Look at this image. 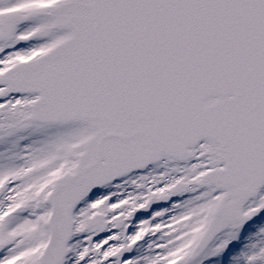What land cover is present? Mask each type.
Returning <instances> with one entry per match:
<instances>
[{
    "label": "water",
    "instance_id": "95a60500",
    "mask_svg": "<svg viewBox=\"0 0 264 264\" xmlns=\"http://www.w3.org/2000/svg\"><path fill=\"white\" fill-rule=\"evenodd\" d=\"M39 17L70 35L0 73V87L37 94L35 121L94 131L53 186L42 264H64L84 197L161 161L186 162L201 142L215 168L200 184L223 195L199 248L250 223L243 208L264 186V0H66L8 14L0 43Z\"/></svg>",
    "mask_w": 264,
    "mask_h": 264
},
{
    "label": "rangeland",
    "instance_id": "374dc122",
    "mask_svg": "<svg viewBox=\"0 0 264 264\" xmlns=\"http://www.w3.org/2000/svg\"><path fill=\"white\" fill-rule=\"evenodd\" d=\"M7 1L9 2L0 8L25 9L31 5H41L55 0ZM50 26V21L39 19L19 28L13 41L7 43L11 51L0 58V68L11 64L14 54L27 57L33 51H42L68 35L65 32L50 30ZM27 35H30V40L26 44L21 38L27 39ZM20 44H26L27 49L19 47ZM33 98L35 97H17L0 103V186L3 183L7 184L6 192L0 195V264H39L38 257L48 236L49 206L46 204L47 196L44 191L40 202L35 195L42 185L46 187L48 181H53L74 168L79 153L84 149V142L92 134L91 129L83 124L34 123L30 120V109L24 108L31 104ZM204 149L202 145L197 150L199 156ZM42 161L46 165L42 172L36 171L35 168L31 171L30 165L35 166ZM207 167L205 158L201 157H196L184 165H172L167 162L159 164L146 176H160L168 169L178 173V176L170 180V177L163 175V179L149 189L159 192L168 190L175 181L182 182L180 177L185 176V173H188V180L196 183ZM26 171H29V177L25 176ZM17 178L20 181L13 180ZM146 179L147 177H143V181ZM31 184H33L31 188L37 186L36 189L31 190L29 188ZM170 196L165 200L160 198L158 201H162L155 203L156 210L150 216L153 218L163 216L177 222V236L172 237L175 242L171 241V244L164 248H158L155 254L156 263L264 264V188L245 209V213H256V221L244 230H222L200 254L194 253V250L206 231L221 194L212 189L199 192L193 186L192 191L178 189ZM174 197L177 199L175 202ZM38 203L39 205H36ZM87 205L88 203H85L77 210L78 222L75 223L76 229L70 244L72 252L67 264H83L82 259L88 257L82 255L83 243H86L84 240L101 231L107 222L105 207L89 208ZM82 209L84 213L81 212ZM145 223L148 225V222ZM104 234L109 233H103L101 236ZM111 240L117 245L121 241L119 235L115 233L109 238L106 237L98 248L103 249L107 245L105 241ZM91 247L96 248V244H91ZM152 253H155L154 249ZM89 259L85 264H90ZM142 264L149 263L145 259Z\"/></svg>",
    "mask_w": 264,
    "mask_h": 264
},
{
    "label": "flooded vegetation",
    "instance_id": "af4514ba",
    "mask_svg": "<svg viewBox=\"0 0 264 264\" xmlns=\"http://www.w3.org/2000/svg\"><path fill=\"white\" fill-rule=\"evenodd\" d=\"M6 2L9 1L0 0V7ZM9 11L8 9L0 8V20L3 19ZM29 36L30 35H27V39L21 38V41L24 40L27 44L28 40H30ZM56 43L52 46L46 47L42 51H33V53L27 57H21V55L14 54L11 63H16L20 60L37 56L42 52L49 50ZM26 44H20L19 47H25L27 49ZM7 46L8 45L2 47L1 55L4 56L11 51ZM153 168L154 167L145 172L128 175L121 180L108 185L103 190L104 196H100L102 192H98L87 200L93 201L96 197L105 198L103 203L98 207H105L107 209L106 232L109 234L105 236V239L106 237L109 238L117 233L121 241L118 244L119 246L112 240L106 241L107 245H105L103 249L98 248V250L94 252L90 250L89 252L82 253V255H88V257L82 259L83 264L88 261V258H90V264H142L145 259L149 264H158L155 260L156 251H158V248L161 249L167 244H170L172 241L170 239L177 233V222L176 220L164 218L163 216L145 218L141 214L146 211L154 212L156 210L155 203L162 201H158L160 198L163 200L168 199L171 197V193L178 189H185V192L189 191V189L194 186V183L192 180H188V173H185V176L180 177L182 182L175 181L171 187L169 186L170 189L165 191L162 190L160 192L151 191L149 187L161 181L163 175L170 177V180L175 178L176 175L178 176V173L176 174L172 169L163 171L160 176H146V174ZM143 177H147V179L143 181ZM145 183L148 184L145 185ZM176 200L177 199L174 197L173 202ZM86 209L87 208H85V210ZM143 220L148 222V225L145 222L143 223ZM98 239L99 238H96V240ZM146 239L150 240L148 243V249H145L146 244L144 241ZM133 243L135 244V247L130 256L121 261L118 252L119 249ZM156 245H158V248H155ZM115 246L118 247L115 248ZM153 249L155 253H152Z\"/></svg>",
    "mask_w": 264,
    "mask_h": 264
}]
</instances>
